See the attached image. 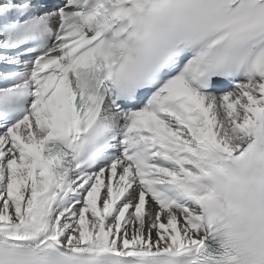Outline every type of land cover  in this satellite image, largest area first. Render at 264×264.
<instances>
[{
	"label": "snow or ice",
	"instance_id": "1",
	"mask_svg": "<svg viewBox=\"0 0 264 264\" xmlns=\"http://www.w3.org/2000/svg\"><path fill=\"white\" fill-rule=\"evenodd\" d=\"M0 264H264V0H0Z\"/></svg>",
	"mask_w": 264,
	"mask_h": 264
}]
</instances>
